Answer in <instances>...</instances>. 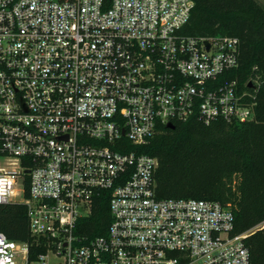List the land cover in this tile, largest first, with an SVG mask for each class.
Returning <instances> with one entry per match:
<instances>
[{
	"label": "built area",
	"instance_id": "1",
	"mask_svg": "<svg viewBox=\"0 0 264 264\" xmlns=\"http://www.w3.org/2000/svg\"><path fill=\"white\" fill-rule=\"evenodd\" d=\"M193 0H0V204L45 251L0 231V264H251L231 203L159 198L162 125L245 121L236 36L185 32ZM250 95V94H249ZM109 193L106 234H75ZM263 224L258 225L261 227Z\"/></svg>",
	"mask_w": 264,
	"mask_h": 264
},
{
	"label": "trees",
	"instance_id": "2",
	"mask_svg": "<svg viewBox=\"0 0 264 264\" xmlns=\"http://www.w3.org/2000/svg\"><path fill=\"white\" fill-rule=\"evenodd\" d=\"M185 32L193 36L230 35L239 38V64L222 78L236 79L253 116L245 121L193 116L162 125L137 148L158 158L155 172L159 198H197L231 203L233 234L244 239L251 264H264V4L259 0H193ZM250 94V95H249ZM109 193L97 197L90 214L81 217L75 234L87 238L106 234L111 222ZM263 224L261 227L258 225ZM0 231L29 244L30 256L45 251L42 239L29 228L24 203L0 204Z\"/></svg>",
	"mask_w": 264,
	"mask_h": 264
},
{
	"label": "rangeland",
	"instance_id": "3",
	"mask_svg": "<svg viewBox=\"0 0 264 264\" xmlns=\"http://www.w3.org/2000/svg\"><path fill=\"white\" fill-rule=\"evenodd\" d=\"M261 3H263L264 4V0H259ZM0 166H4V167H7V168H9V169H11L12 167L11 166H8L7 164H6V161H5V159H2V158H0Z\"/></svg>",
	"mask_w": 264,
	"mask_h": 264
},
{
	"label": "water",
	"instance_id": "4",
	"mask_svg": "<svg viewBox=\"0 0 264 264\" xmlns=\"http://www.w3.org/2000/svg\"><path fill=\"white\" fill-rule=\"evenodd\" d=\"M167 126H168L169 128H174V127H175V125H174L172 122H169V123L167 124Z\"/></svg>",
	"mask_w": 264,
	"mask_h": 264
}]
</instances>
